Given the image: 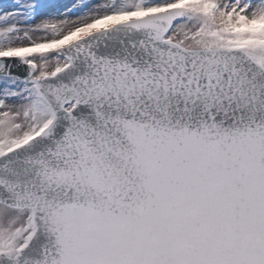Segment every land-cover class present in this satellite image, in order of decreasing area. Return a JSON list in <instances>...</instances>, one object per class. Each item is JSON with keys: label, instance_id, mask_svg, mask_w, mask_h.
<instances>
[{"label": "snow or ice", "instance_id": "snow-or-ice-1", "mask_svg": "<svg viewBox=\"0 0 264 264\" xmlns=\"http://www.w3.org/2000/svg\"><path fill=\"white\" fill-rule=\"evenodd\" d=\"M0 264H264V0H0Z\"/></svg>", "mask_w": 264, "mask_h": 264}]
</instances>
